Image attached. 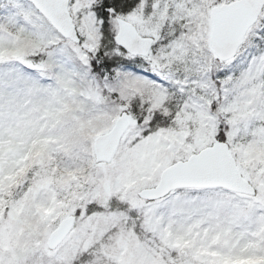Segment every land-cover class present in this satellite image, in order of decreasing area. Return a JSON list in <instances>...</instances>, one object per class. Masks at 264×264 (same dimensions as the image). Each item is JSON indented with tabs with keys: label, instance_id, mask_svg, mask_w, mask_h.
I'll return each instance as SVG.
<instances>
[{
	"label": "snow or ice",
	"instance_id": "snow-or-ice-1",
	"mask_svg": "<svg viewBox=\"0 0 264 264\" xmlns=\"http://www.w3.org/2000/svg\"><path fill=\"white\" fill-rule=\"evenodd\" d=\"M0 264H264V0H0Z\"/></svg>",
	"mask_w": 264,
	"mask_h": 264
}]
</instances>
